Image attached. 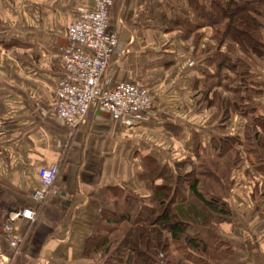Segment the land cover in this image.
<instances>
[{"label":"crops","instance_id":"1","mask_svg":"<svg viewBox=\"0 0 264 264\" xmlns=\"http://www.w3.org/2000/svg\"><path fill=\"white\" fill-rule=\"evenodd\" d=\"M92 3L0 0V197L18 210H37L35 221L14 222V233L22 238L17 247L10 246V233H0V254L8 264H96L99 254L89 258L85 249L113 227L110 220L124 210L125 198L141 197L150 205L140 179L146 156L171 167L190 159L176 170L187 172L195 161V137L200 153L212 155L211 137L242 136L247 122L234 113L221 130L211 121L214 109L198 102L204 71L213 72L194 55L196 46H216L212 28L199 14L200 8L210 10L211 0H113L109 30L117 32L118 44L102 82L145 86L152 92L151 105L129 126L98 109L75 128L55 118L50 110L63 71L59 48L79 9ZM262 35L264 41V29ZM220 51L235 58L227 41ZM250 60L249 105L264 115V57ZM229 76L226 83L236 87L235 74ZM236 149L239 160L225 188L230 220L214 215L217 230L201 232L207 244H228L231 256L212 258L186 249L175 255L176 264H264V172L252 152ZM49 164L58 168V193L36 203L31 194L39 186L38 169Z\"/></svg>","mask_w":264,"mask_h":264},{"label":"trees","instance_id":"2","mask_svg":"<svg viewBox=\"0 0 264 264\" xmlns=\"http://www.w3.org/2000/svg\"><path fill=\"white\" fill-rule=\"evenodd\" d=\"M199 14L212 28L216 46L194 49L203 67L213 71L210 74L204 71L198 102L204 101L208 108L214 109L211 121L218 123L221 130L230 124L234 113L245 116L247 122L242 136L211 137L212 155L200 153L199 138L195 137L191 148L195 161H191L190 170L183 173L176 170L190 159L174 162L173 168L146 156L145 172L140 179L148 192L150 205H145L141 197L125 198L124 210L110 220L113 227L89 242L85 249L89 258L99 254L96 264H176L175 255L186 249L212 258L231 256L228 244H207L201 232L202 228L217 230L211 223L214 215L219 221L230 220L225 188L239 160L236 146L252 152L261 164L258 169L264 172V115L249 105L253 95L247 92L253 63L250 57H264V0H211L210 10L200 8ZM173 26L180 27L177 21ZM225 41L235 58L220 51ZM230 73L239 81L234 88L226 83L231 80ZM18 208L0 197V233L4 231L7 215ZM220 245L226 248L218 253L216 248Z\"/></svg>","mask_w":264,"mask_h":264},{"label":"built area","instance_id":"3","mask_svg":"<svg viewBox=\"0 0 264 264\" xmlns=\"http://www.w3.org/2000/svg\"><path fill=\"white\" fill-rule=\"evenodd\" d=\"M112 4L113 0H93L92 6L79 9L66 30V44L59 48L63 71L50 111L69 128L83 123L91 109H98L120 125L129 126L137 113L151 105V92L144 86L128 82L107 86L102 82L118 44L117 32L109 30ZM57 173L56 164L38 169L39 186L31 194L34 202L42 203L50 193H58ZM36 217L35 208L19 209L7 215L4 230L11 234V247H17L22 241L14 233V222L18 218L33 222ZM0 264H8L7 257L1 254Z\"/></svg>","mask_w":264,"mask_h":264},{"label":"rangeland","instance_id":"4","mask_svg":"<svg viewBox=\"0 0 264 264\" xmlns=\"http://www.w3.org/2000/svg\"><path fill=\"white\" fill-rule=\"evenodd\" d=\"M145 87V86H144ZM147 88V87H146ZM148 89V88H147ZM151 92V91H150ZM151 95H152V92H151Z\"/></svg>","mask_w":264,"mask_h":264}]
</instances>
